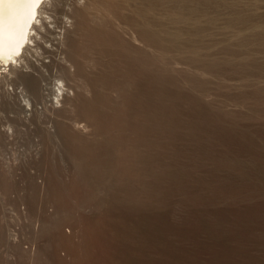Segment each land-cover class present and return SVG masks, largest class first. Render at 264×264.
Returning a JSON list of instances; mask_svg holds the SVG:
<instances>
[{"label": "bare ground", "instance_id": "bare-ground-1", "mask_svg": "<svg viewBox=\"0 0 264 264\" xmlns=\"http://www.w3.org/2000/svg\"><path fill=\"white\" fill-rule=\"evenodd\" d=\"M62 1L0 0V161L10 180L36 195L5 203L113 209L112 231L123 233L142 232L130 212H143L180 221L186 233L170 232L164 243L162 236L136 240L133 253L118 250L108 264H264V27L236 33L239 50L226 58L190 49L189 74L144 47L138 94L139 74L129 65L113 79L116 45L104 38L70 45L66 33L76 34L75 24L57 18ZM64 11L92 28L112 17L110 0H71ZM89 26H78L87 38ZM169 94L187 107L174 106ZM22 134L31 141L18 154L11 146ZM103 138L111 155L98 175L90 151ZM24 172L32 185L21 182ZM76 232L68 226L65 235ZM145 244L158 247L144 251ZM60 257L73 254L67 248Z\"/></svg>", "mask_w": 264, "mask_h": 264}, {"label": "rangeland", "instance_id": "rangeland-1", "mask_svg": "<svg viewBox=\"0 0 264 264\" xmlns=\"http://www.w3.org/2000/svg\"><path fill=\"white\" fill-rule=\"evenodd\" d=\"M69 2L71 0L62 1L57 18L63 20L67 18L75 24L76 34L72 31L66 33L68 41L72 40L70 45L81 46L90 40L96 42L98 38H104L107 42L116 45L121 54L113 59V64L118 70V76L113 79H116L117 83L122 76L123 68L129 65L139 74L138 94H141L146 83L145 76L140 72L142 67L140 55L144 47L150 48L152 52L163 51L176 73L189 74L187 61L192 57L191 51L198 49L197 53L207 58H226L239 50L241 41L237 40L236 33L241 29L264 27V0H110L112 17L103 28L98 26L92 28L85 23V19H76L73 14L66 16L64 9ZM238 18L240 21L237 20ZM80 25L92 29V39L86 37L85 30L80 32L78 29ZM50 38H55V35H51ZM125 52L134 53L136 58L130 57ZM237 77L239 75L234 74L233 78ZM106 83H110V80L106 79ZM169 96L174 101V106L187 107L186 101L182 98L171 97V94ZM137 100L139 101V97ZM138 101L133 107L136 111L139 108ZM106 114L102 110V115ZM2 117L1 121H4V115ZM105 119L106 116L102 120ZM30 141V134H22L11 147L19 154L29 147ZM50 146L53 148V143ZM90 153L94 173L102 174L110 160L111 144L103 138L92 146ZM50 154L49 152L51 160ZM22 178L21 182L24 185L33 184L32 178L26 172L22 174ZM0 185V264H108L109 259H114V254L119 255L118 250L133 253L136 240L160 243L164 237L161 242L164 243L166 235L170 232L181 237L186 234L179 227L180 221H156L158 216L154 218L143 212L134 214L130 212V220L137 221L142 226L140 234L144 237L133 230L128 233H123L122 230L112 231L118 219L113 209L62 207L49 211L47 208L29 207L23 210L16 205H7L4 199L11 204L19 199L33 200L36 195L24 191L21 183L15 178L11 177L10 180V176L8 177L2 168V163ZM162 217L163 215L160 220ZM68 226L77 231V235L66 236L65 231ZM11 232L19 239L15 243ZM113 235L116 236L115 240L112 238ZM145 245L147 249L145 248L144 251L149 252L155 251L158 247L155 244L151 248ZM67 248L73 254V259L68 261L60 257V253ZM161 249H166V252L171 251L163 245ZM138 251L143 249L139 247Z\"/></svg>", "mask_w": 264, "mask_h": 264}]
</instances>
